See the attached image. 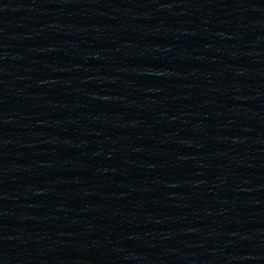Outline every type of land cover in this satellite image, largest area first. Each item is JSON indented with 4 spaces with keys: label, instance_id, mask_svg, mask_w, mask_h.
Masks as SVG:
<instances>
[{
    "label": "water",
    "instance_id": "obj_1",
    "mask_svg": "<svg viewBox=\"0 0 264 264\" xmlns=\"http://www.w3.org/2000/svg\"><path fill=\"white\" fill-rule=\"evenodd\" d=\"M0 264H264V0H0Z\"/></svg>",
    "mask_w": 264,
    "mask_h": 264
}]
</instances>
